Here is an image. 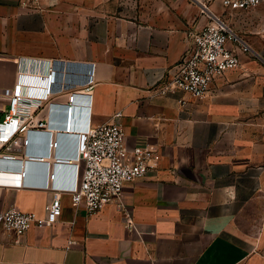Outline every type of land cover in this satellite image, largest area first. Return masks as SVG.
I'll return each mask as SVG.
<instances>
[{"label":"crops","instance_id":"1","mask_svg":"<svg viewBox=\"0 0 264 264\" xmlns=\"http://www.w3.org/2000/svg\"><path fill=\"white\" fill-rule=\"evenodd\" d=\"M217 18L249 46L228 42L239 66L203 97L155 94L188 47L187 31ZM51 60L91 63V96L75 101L73 130L64 123L70 89L36 112L47 126L30 133L27 152L73 156L76 132L119 111L126 148L152 147L160 159L123 184L119 204L89 214L63 192L56 221L21 236L0 226V264H264V0L247 10L220 0H0V120L19 67L46 70ZM45 160L2 165L1 180L15 184H0V217L13 208L43 218V183L52 174L77 181L73 165Z\"/></svg>","mask_w":264,"mask_h":264},{"label":"built area","instance_id":"2","mask_svg":"<svg viewBox=\"0 0 264 264\" xmlns=\"http://www.w3.org/2000/svg\"><path fill=\"white\" fill-rule=\"evenodd\" d=\"M33 6L39 0H23ZM262 0H220L223 8L229 10H247L256 7ZM189 45L179 61L153 87L157 95L173 94L178 91L192 97L206 95L216 77L236 68L240 59L228 42H235L242 52L249 51V46L234 33L224 21L212 23L186 33ZM66 63V62H65ZM45 69L28 71L20 66L17 82L3 90L7 97V112L0 120V175L4 163L46 162L51 157L53 164L73 165L78 172L77 181L61 184L53 181L52 174L44 189L51 192V197L44 206V217L38 218L33 212H22L13 208L6 209L0 217V226L16 236L24 234L31 224L54 222L61 215L60 194L67 192L73 206L83 205L89 214L102 209L108 203H120L123 184L141 178L153 169L160 154L148 146H137L128 150L124 144V131L120 119L121 112H116L109 122L87 125L76 132V151L73 156L58 153L43 156L26 151L29 135L32 131L41 132L47 126L44 118L36 119V112L49 110L53 100L60 94H67L66 108H76L78 97H90L92 92L91 71L70 70L60 65L58 60L41 62ZM67 130H73L69 118ZM69 132V131H68ZM72 133V132H71ZM57 142H49L51 147ZM14 172L8 171V174ZM24 174V173H22ZM21 178V174H17ZM0 184H15L12 180H1ZM24 184V182H22ZM130 230L135 229L130 219L126 223ZM20 264H38L23 261Z\"/></svg>","mask_w":264,"mask_h":264},{"label":"water","instance_id":"3","mask_svg":"<svg viewBox=\"0 0 264 264\" xmlns=\"http://www.w3.org/2000/svg\"><path fill=\"white\" fill-rule=\"evenodd\" d=\"M58 62H59L60 65H65L66 68L67 69H70V70L85 69L86 68V72L89 73L91 71V68H92L91 63L74 62V61H61V60H59ZM76 112L77 111H74L73 108H67V109H65V112H64L65 122L64 123L66 125H68L67 119L68 118H70V120L73 119V117L76 114ZM61 138H62V136H61ZM24 170H25V172L23 171L24 173L30 175L32 173L31 172V165H27L26 167H24Z\"/></svg>","mask_w":264,"mask_h":264},{"label":"bare ground","instance_id":"4","mask_svg":"<svg viewBox=\"0 0 264 264\" xmlns=\"http://www.w3.org/2000/svg\"><path fill=\"white\" fill-rule=\"evenodd\" d=\"M77 109L75 108L74 111H76ZM75 113V112H74ZM24 162V161H23Z\"/></svg>","mask_w":264,"mask_h":264}]
</instances>
